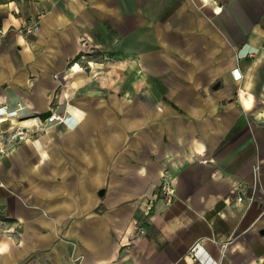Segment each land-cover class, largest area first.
I'll use <instances>...</instances> for the list:
<instances>
[{
  "label": "crops",
  "instance_id": "crops-1",
  "mask_svg": "<svg viewBox=\"0 0 264 264\" xmlns=\"http://www.w3.org/2000/svg\"><path fill=\"white\" fill-rule=\"evenodd\" d=\"M0 31V264H264V0H0Z\"/></svg>",
  "mask_w": 264,
  "mask_h": 264
},
{
  "label": "built area",
  "instance_id": "built-area-1",
  "mask_svg": "<svg viewBox=\"0 0 264 264\" xmlns=\"http://www.w3.org/2000/svg\"><path fill=\"white\" fill-rule=\"evenodd\" d=\"M26 30H27V32H30L31 29L27 28ZM0 34L2 35V31H0ZM83 58H85V57H83ZM102 59L106 63L112 62V60H113L107 53L103 54ZM86 64H87V66H90L91 62L90 61H86ZM76 66L77 65H72V67H71L72 70H74V68ZM80 69H81V67L79 68V70ZM64 118H65V114L64 113H59L55 109H53V110H51L50 114L47 116L43 126H44V128H46L47 126H49L51 124L63 123L64 122ZM2 121H3V119H0V122H2ZM29 137H30L29 130H27V129L20 130V137L18 139V142L23 140V139L29 138ZM3 153H5V150L4 149H0V154H3ZM161 192H162V195L164 196V198L166 199V201L169 203L171 201V199H172L173 194H172V191L170 189V185H169V183H168V181L166 179L163 180L162 183H161ZM242 200H243L242 195H239V197H237V201L242 202ZM5 222H6V220H3V221H1V224H4ZM8 231L9 230H6L5 232H8ZM140 232L144 233V230L141 228Z\"/></svg>",
  "mask_w": 264,
  "mask_h": 264
},
{
  "label": "rangeland",
  "instance_id": "rangeland-1",
  "mask_svg": "<svg viewBox=\"0 0 264 264\" xmlns=\"http://www.w3.org/2000/svg\"><path fill=\"white\" fill-rule=\"evenodd\" d=\"M106 50H107V51H105V52H103V53H107V54L113 59V62H114V63H112L111 65H107L106 62H104V65L106 66V73H105L106 75H110L111 77H113V75L117 76V73H127V75L130 74V73H131V74H134V73H135V66H134V65H133V66H125L124 68L127 67V68H126L127 70L124 72V70H123L124 68L121 67V63H118L119 61H116V62H115V61H114V58L109 54V52H108L109 50H108V49H106ZM110 52H114V51H113V50H110ZM124 58H125V57H124ZM85 59H87L86 56H85ZM129 59H130V57H127V58L124 59V60H125V61H129ZM124 63H125V62H124ZM109 66H111V67H115V68H113V69H115L117 72H116V73H113V70L110 71ZM85 70H86V69H85ZM108 70H109V71H108ZM86 73L89 74L88 71H86ZM111 77H110L111 80H108V79H107V80H108V85L114 86V85H115V82H114V81H115L116 79L113 80L114 78H111ZM109 81H110V82H109ZM132 84H133V83L130 84V86H131L130 88H131V89L133 88L132 90L134 91L135 88L132 86ZM127 87L129 88V85H128ZM127 87H126V88H127ZM122 90L124 91V88H123Z\"/></svg>",
  "mask_w": 264,
  "mask_h": 264
},
{
  "label": "bare ground",
  "instance_id": "bare-ground-1",
  "mask_svg": "<svg viewBox=\"0 0 264 264\" xmlns=\"http://www.w3.org/2000/svg\"><path fill=\"white\" fill-rule=\"evenodd\" d=\"M110 82V81H109ZM72 109V108H71Z\"/></svg>",
  "mask_w": 264,
  "mask_h": 264
}]
</instances>
